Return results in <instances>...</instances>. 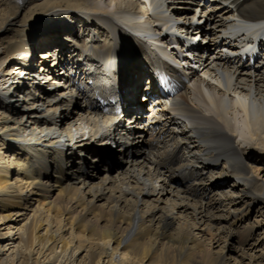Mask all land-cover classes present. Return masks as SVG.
<instances>
[{"label": "bare ground", "instance_id": "1", "mask_svg": "<svg viewBox=\"0 0 264 264\" xmlns=\"http://www.w3.org/2000/svg\"><path fill=\"white\" fill-rule=\"evenodd\" d=\"M133 1L0 0L29 12L0 44V264H264L248 222L264 168L247 154L264 152V0ZM28 29L44 38L40 64ZM190 29L207 46L179 73L159 45ZM102 69L111 84L93 77ZM113 85L118 109L102 94Z\"/></svg>", "mask_w": 264, "mask_h": 264}, {"label": "rangeland", "instance_id": "2", "mask_svg": "<svg viewBox=\"0 0 264 264\" xmlns=\"http://www.w3.org/2000/svg\"><path fill=\"white\" fill-rule=\"evenodd\" d=\"M125 3L128 5V7H129V9H135V3H134V1L133 0H125ZM11 5L8 7V6H4V5H2L1 3H0V44H3L4 42H7L8 40H10L12 37H14V36H16V35H18V34H20L21 33V31H17L16 29L17 28H13V23L14 22H16V23H19L20 25H22L23 23V20H27V19H29L28 17H29V12H27V11H25V13L23 12H21V14H18V12H15V11H13L11 8ZM32 12H34L35 14L37 13V11L35 10V8H33L32 10H31ZM138 15H136L137 17H140L141 18V21L143 22V26L145 25H148V19H146V16L145 15H143L144 14V12H143V9L141 8V11L140 12H138L137 13ZM38 20V19H37ZM37 20H35V21H33V24H34V26L36 25L35 23H36V21ZM80 22V21H79ZM79 22H77V24L75 25V26H79V25H81V23H79ZM45 22L44 21H42V23H38L37 25L38 26H42V24H44ZM28 27H29V29L30 28H33L34 26L32 25V24H28L27 25ZM26 26V27H27ZM66 26L67 27H69L70 26V24H66ZM26 27H24V28H26ZM3 29V30H2ZM28 29V31L26 32V35H25V37L26 38H33V47L35 48L34 50L36 51L35 52V61H37V64H40V62H39V60H40V54H41V52H43L44 50H42V41H43V39L44 38H42L40 35H37L36 33H33V31L32 32H30V30ZM15 30V31H14ZM36 35V36H35ZM64 37V36H63ZM45 39H47V41H46V43L47 44H49V42H51L50 41V38H48V36L47 37H45ZM41 42V43H40ZM204 46H207V44L206 45H204ZM204 46H202V47H204ZM53 45H52V49H53ZM55 48V47H54ZM38 49V50H37ZM42 50V51H41ZM215 53V52H214ZM67 55H68V53H66ZM70 55V54H69ZM68 55V56H69ZM213 55H215V54H213V52L210 54V56L212 57ZM39 62V63H38ZM92 63V62H91ZM40 66V65H39ZM91 67L92 68H94V65H91V66H87V70H89V69H91ZM60 72V71H59ZM145 73H149V70L148 69H145ZM106 73H105V71H103V69L101 70V71H99V73H95L94 74V78L96 79V81L99 83V85L100 86H105V85H109V83L111 84L112 82H111V80H110V78L109 77H104V75H105ZM146 75V74H145ZM109 82V83H108ZM97 83V84H98ZM40 86L41 87H38V89H44V90H49V91H52L53 90V88L49 85V83H43V85H41V83H40ZM30 89V88H29ZM105 92H107V90L105 89L104 90ZM148 93H145V96H146V99L148 98L149 99V97H150V91H147ZM70 95V94H69ZM68 95V96H69ZM65 97V99L67 98H69V97ZM94 98H95V96H94ZM72 99H73V97H72ZM71 99V100H72ZM140 102V101H139ZM148 101H146L144 98H141V103L140 104H143V106H145V108H147L148 110H150L151 111V113H149V115H147V121H149L150 123H154L155 121H156V119H155V112H153L152 110V104L151 103H147ZM10 104L11 103V101H9V102H6V104ZM115 104V103H114ZM122 120H123V118H122ZM125 121H127L126 119L123 121V125H125L126 126V122ZM238 126H240V124L238 123ZM65 127V126H64ZM124 127V126H123ZM112 134L115 136V134L112 132ZM114 136H112V137H114ZM149 139H150V137H149ZM114 140V139H113ZM175 141V139L172 141V142H174ZM109 145L108 144H105V146H104V148H107ZM111 147H109L113 152H115L116 154H119L120 152H121V150H119V143L117 142V143H115V141H113V144H111L110 145ZM93 148H95V147H93ZM96 149V148H95ZM249 156H252V158L253 159H251L250 160V162L252 163V166H258V167H263L264 168V152H262V150H260V149H257V148H254L253 150H250V151H248V153H247ZM3 155L1 154V157H2ZM87 155L85 154V153H82V157H83V159L86 161V162H91L92 161V158H93V156L94 155H89V156H87ZM186 158H187V155H185V154H183L182 153V151L181 152H179V154H178V156H177V161L178 162H176V164H177V167H181L182 168V172L184 173V169H183V166H184V164H185V162H186ZM8 159H5V161H7ZM10 160L11 159H9V161L8 162H10ZM259 160H261V162H259ZM263 160V161H262ZM258 162V163H257ZM92 163H94V162H92ZM105 163V161L102 163V164H100V167H101V169L102 170H105V173H104V176H106V178H107V175H108V171H106L107 169V166H105V165H103ZM183 165V166H182ZM107 172V173H106ZM257 173H259L260 174V179H261V181H264V172H257ZM209 175H212V173L211 174H209ZM103 176V175H102ZM200 177V176H199ZM195 179H198V177H195ZM98 182V181H97ZM221 182V181H220ZM233 180L232 179H230L229 180V184L231 185H233ZM154 187L156 188V189H158L157 188V185H155L154 184ZM225 191H228L227 189H225ZM215 198L214 199H219L220 197H217V196H214ZM212 199H213V196L211 197ZM243 199V198H242ZM242 201V200H241ZM244 201V200H243ZM152 204V201H150V199H148V201H147V203L145 204V205H143L144 207H143V211L144 210H146L147 208H149L150 207V205ZM227 204V203H226ZM228 204H229V202H228ZM231 204V203H230ZM227 205V207L229 206V207H231V208H234L232 205ZM160 208H164V209H166L165 207H163V205H161L160 206ZM249 221L248 222H257V224L255 225L256 227H257V229H256V234H258V238L260 239V240H262V245L263 246H261V247H258L257 249H256V252H255V254H257L258 256H263L264 257V208H261V206H257L256 208H255V210L252 212V214H250V216H249V219H248ZM258 222H262V224L260 225V224H258ZM230 243L231 244H233L234 243V237H232V239L230 240ZM229 243V244H230ZM251 251H253V249H251ZM234 254V253H233Z\"/></svg>", "mask_w": 264, "mask_h": 264}]
</instances>
